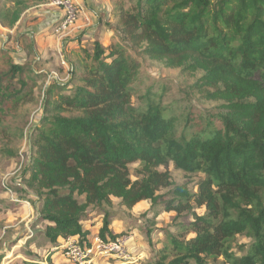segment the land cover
I'll return each mask as SVG.
<instances>
[{"label": "trees", "instance_id": "1", "mask_svg": "<svg viewBox=\"0 0 264 264\" xmlns=\"http://www.w3.org/2000/svg\"><path fill=\"white\" fill-rule=\"evenodd\" d=\"M42 1L0 0V23L14 28ZM113 20L109 46L95 39L78 58L63 54L65 76L41 67L46 56L20 62L0 46V133L43 84L25 169L43 197L46 237L53 244L87 240L84 221L95 205L105 211L98 235L116 239L124 232L110 228L111 197L128 207L149 199L177 215L192 212L187 231L195 235L168 232V244L148 264H211L210 256L264 264V0H114ZM137 46L168 65L203 69L194 89L223 100L225 110L171 111L162 90L143 86ZM170 163L204 175L198 192L173 183ZM202 206L203 215L194 211ZM239 234L252 241L237 257ZM40 260L25 264H53L51 254Z\"/></svg>", "mask_w": 264, "mask_h": 264}, {"label": "rangeland", "instance_id": "2", "mask_svg": "<svg viewBox=\"0 0 264 264\" xmlns=\"http://www.w3.org/2000/svg\"><path fill=\"white\" fill-rule=\"evenodd\" d=\"M40 4L46 10H51L53 7L48 5L46 0ZM40 4L27 8L20 16L17 27L11 28V31L8 27L0 29V45L9 47L12 55L17 59L22 60L27 56L28 52L21 47L25 44L31 46V42L37 37L32 28L41 21ZM53 9L57 8L53 7ZM55 25L56 21L53 23L55 44L52 47L48 45L41 51L43 54L46 53L44 55L47 57L41 67L49 72L65 76L64 70L61 69L62 63L58 50L62 51L64 44L66 46L67 38L73 33L65 36L64 39V36L61 37L55 32ZM20 31L24 36L22 41L18 40ZM26 33H28L27 36ZM34 45L37 49L38 44L34 43ZM133 49L141 61L143 86L162 90L164 104L168 105L171 111L184 117L190 110H209L212 113L225 110L222 106L223 100H209L203 96L202 92L194 89L195 83L204 73L203 69L168 65L165 60L151 59L142 54L138 46ZM37 53L38 55L30 53L29 59L33 61L36 55L39 57V46ZM42 85L41 83L37 87L30 96L32 97L30 100L19 107L16 114L8 118V131L0 133V264H25L27 261H39V259L47 263V256L50 254L53 264H73L65 254L67 241L59 237L58 243L53 244L46 237L45 229L49 223L42 218L43 197L38 194L37 185L29 180V170L26 171L30 160L28 137L33 126L39 123L43 112ZM135 103L138 104L136 98ZM138 166V163L131 165L133 180L137 178ZM160 169L164 170L165 167ZM169 170L175 185H187L190 192H198V183L204 177L202 173H188L176 168L173 163H170ZM168 191L169 188H165L159 193L165 194ZM78 199L82 202L85 198L79 196ZM96 207L89 206L87 210L89 218L84 221L85 226L91 231L90 238L98 235V230L103 224L105 211ZM105 209L111 212L112 231H123L124 234L121 237L127 239L131 253L137 255L136 261L132 264H148L153 259L155 251L168 244V232L176 234L179 238L184 236L190 238L195 235L187 231L188 223L194 221L192 212L185 211L177 215L176 211H165L163 205L154 204L149 199L141 200L128 207L121 198L112 196L111 204H106ZM194 211L203 215L207 212V208L196 207ZM251 241L249 236L239 234L232 248L235 256L244 255ZM208 261L211 264H230L224 256H210ZM112 263L114 262L107 259H98L92 264ZM189 264L197 263L191 260Z\"/></svg>", "mask_w": 264, "mask_h": 264}, {"label": "crops", "instance_id": "3", "mask_svg": "<svg viewBox=\"0 0 264 264\" xmlns=\"http://www.w3.org/2000/svg\"><path fill=\"white\" fill-rule=\"evenodd\" d=\"M79 1L83 6L84 13L80 17V20L77 24V29H75L73 34L67 38L66 46L64 44L62 51L61 49L58 50L59 53L62 52V54H64L65 56L66 54L68 55V53H71L72 51H76L77 58L80 57L81 55V47L92 48V43L95 39L99 40L104 46H109L115 37V30L109 27V24H111L114 21L113 20L114 0H79ZM39 10H40L39 13L42 15V17H41V21H39V23L35 27L33 26L32 28L37 34V37L36 39L33 40V42L38 44L39 46V51H40L39 56L44 57L45 56L44 54L46 53L43 54L41 51L45 50L48 45L52 47L55 44L53 23L57 21L60 11L58 9L54 10L53 7L51 8V10H46L45 8L42 7V4L39 5ZM0 29H7V28L0 23ZM9 30L11 31V28ZM27 34L28 33H26V36ZM18 35H19L18 40L22 41L24 38L23 32L20 31ZM33 42H31V46L29 44H25L24 47H21L23 50H26L28 54L22 60L16 58L18 61L22 62L27 57H29L32 48L37 53L38 46L36 49V46L34 45ZM0 46L9 49V47H7L6 45H0ZM86 228L89 227L86 226ZM74 238L77 237L69 238L66 241ZM112 264H116V263L114 262Z\"/></svg>", "mask_w": 264, "mask_h": 264}, {"label": "built area", "instance_id": "4", "mask_svg": "<svg viewBox=\"0 0 264 264\" xmlns=\"http://www.w3.org/2000/svg\"><path fill=\"white\" fill-rule=\"evenodd\" d=\"M48 5L56 7L60 13L55 25V32L64 39L77 29V24L84 13L79 0H46ZM66 36V37H65ZM61 62L67 65L62 52ZM66 256L73 264H92L98 259L113 260L116 264H132L137 255L131 253L125 237L104 239L97 235L81 242L78 238L67 241Z\"/></svg>", "mask_w": 264, "mask_h": 264}]
</instances>
